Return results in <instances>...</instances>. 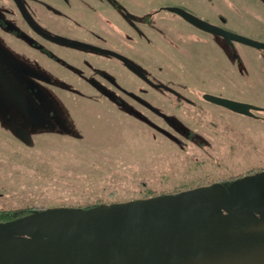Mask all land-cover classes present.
I'll return each instance as SVG.
<instances>
[{"label":"flooded vegetation","instance_id":"flooded-vegetation-1","mask_svg":"<svg viewBox=\"0 0 264 264\" xmlns=\"http://www.w3.org/2000/svg\"><path fill=\"white\" fill-rule=\"evenodd\" d=\"M181 10L236 32L221 11L208 9L201 0H0V73L11 86L1 78L0 85L13 100L22 95L26 118L43 129H66L60 126L63 114L52 101L53 94L58 101L63 93L90 97L94 92L105 99L115 95L121 109L135 111L151 128L177 143L181 140L171 129L141 110L169 122L175 130L177 119L165 110L186 104L199 108V127L187 126L188 135L209 141L207 103L229 115L225 122L219 114L207 118L215 136H220L217 140L230 143L233 150L240 126L248 153L258 150L259 142L264 143V75L255 77L247 66L240 67L232 51L238 41L196 25ZM223 40L231 53L223 48ZM173 62H178L177 69ZM17 64L26 69L16 68ZM191 77L198 78L199 86H190ZM234 91L240 97L226 94ZM30 93L36 106L26 98ZM207 94L252 106L238 112L212 102ZM49 101L53 108L47 107ZM16 131L23 142H31L28 129ZM256 167L264 171L259 161L250 162L241 172L253 175Z\"/></svg>","mask_w":264,"mask_h":264},{"label":"rangeland","instance_id":"rangeland-1","mask_svg":"<svg viewBox=\"0 0 264 264\" xmlns=\"http://www.w3.org/2000/svg\"><path fill=\"white\" fill-rule=\"evenodd\" d=\"M201 2L208 9L214 7L221 11L229 22L228 27L232 26L237 33L264 42L263 1ZM222 45L231 53L224 40ZM232 51L238 56L240 67L247 66L255 77L264 75L261 73L264 48L236 42ZM173 64L177 69L178 62ZM197 83L198 78L191 77L190 86H199ZM20 94H24L22 89ZM226 94L240 97L236 91ZM33 95L30 93L26 98L36 106ZM36 96L42 98L41 94ZM61 96L58 101L54 99L56 95L51 97L63 114L64 122L58 118L60 126L67 130L43 129L26 118L22 95L13 100L0 85V211L85 208L173 194L214 183L231 186L244 178L250 181L251 174L241 172L250 162L264 163V143L259 142L258 150L248 153V141L239 134L240 126L233 150L229 149L230 143L217 140L220 136H215L216 129L207 118L215 119V114H219L225 122L229 115L207 103L206 133L212 134L206 137L209 141L188 135L187 126L199 127V108L186 104L165 110L179 121L173 120L175 130L169 122L141 110L144 116L171 129L181 140L177 143L151 128L135 111L121 109L115 95L110 99L94 92L90 97L70 92ZM52 101L47 107L53 108ZM38 107L44 106L38 104ZM18 127L28 129L30 143L20 139L16 133ZM261 169H254L253 183L258 186H264ZM262 197L264 200V188Z\"/></svg>","mask_w":264,"mask_h":264},{"label":"water","instance_id":"water-1","mask_svg":"<svg viewBox=\"0 0 264 264\" xmlns=\"http://www.w3.org/2000/svg\"><path fill=\"white\" fill-rule=\"evenodd\" d=\"M180 12L229 40L264 48L263 41ZM206 96L238 112L252 106ZM19 135L28 142L24 131ZM249 180L88 208H48L0 222V264H264V186L253 183L254 174Z\"/></svg>","mask_w":264,"mask_h":264},{"label":"trees","instance_id":"trees-1","mask_svg":"<svg viewBox=\"0 0 264 264\" xmlns=\"http://www.w3.org/2000/svg\"><path fill=\"white\" fill-rule=\"evenodd\" d=\"M88 207H91V206H85V208H88ZM36 210L34 209H27V210H23V211H0V221H7V220H12V219H15L17 217H20V216H23V215H26V214H29L31 212H35Z\"/></svg>","mask_w":264,"mask_h":264}]
</instances>
